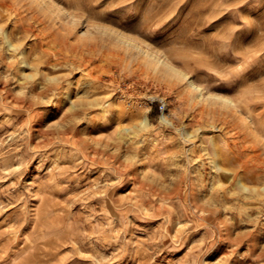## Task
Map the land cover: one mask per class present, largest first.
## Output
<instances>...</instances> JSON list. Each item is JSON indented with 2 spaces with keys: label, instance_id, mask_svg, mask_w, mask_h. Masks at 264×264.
Returning a JSON list of instances; mask_svg holds the SVG:
<instances>
[{
  "label": "rangeland",
  "instance_id": "374dc122",
  "mask_svg": "<svg viewBox=\"0 0 264 264\" xmlns=\"http://www.w3.org/2000/svg\"><path fill=\"white\" fill-rule=\"evenodd\" d=\"M0 264H264V0H0Z\"/></svg>",
  "mask_w": 264,
  "mask_h": 264
},
{
  "label": "built area",
  "instance_id": "2783aa9c",
  "mask_svg": "<svg viewBox=\"0 0 264 264\" xmlns=\"http://www.w3.org/2000/svg\"><path fill=\"white\" fill-rule=\"evenodd\" d=\"M159 109H160V110H162V109H163V106H162V105H160V106H159Z\"/></svg>",
  "mask_w": 264,
  "mask_h": 264
},
{
  "label": "bare ground",
  "instance_id": "6f19581e",
  "mask_svg": "<svg viewBox=\"0 0 264 264\" xmlns=\"http://www.w3.org/2000/svg\"><path fill=\"white\" fill-rule=\"evenodd\" d=\"M7 4H8V3H7ZM11 5H12V4H11ZM11 5H10V6H11Z\"/></svg>",
  "mask_w": 264,
  "mask_h": 264
}]
</instances>
